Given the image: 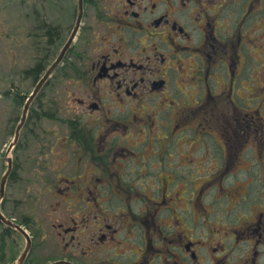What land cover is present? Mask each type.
<instances>
[{"label": "flooded vegetation", "instance_id": "flooded-vegetation-1", "mask_svg": "<svg viewBox=\"0 0 264 264\" xmlns=\"http://www.w3.org/2000/svg\"><path fill=\"white\" fill-rule=\"evenodd\" d=\"M13 21V128L60 59L23 131L61 130L28 131L6 187L33 218L1 205L29 264H264V195L247 199L264 83L244 85L264 74V0H18ZM223 206L242 211L216 225ZM19 235L0 219L1 260Z\"/></svg>", "mask_w": 264, "mask_h": 264}, {"label": "rangeland", "instance_id": "rangeland-1", "mask_svg": "<svg viewBox=\"0 0 264 264\" xmlns=\"http://www.w3.org/2000/svg\"><path fill=\"white\" fill-rule=\"evenodd\" d=\"M31 2V0H19V2ZM18 0H0V185H1V180L3 174L7 170V163L5 162L6 158V153L9 148L10 143L12 142L15 131H16V125L15 128H13L12 124L9 123L10 117L12 115V112L15 110L16 106H13V103L10 99H5L2 101L1 99V93H7L8 91H12V84L15 78V72H14V51H13V43H12V37H13V10H14V4H16ZM28 67V65H27ZM250 77L246 75V81L244 83L245 87H247V94L251 95V97L254 98V95H256V92L254 93L253 89L256 88V78H258V81L260 85L264 83V74L260 73L258 75H253L252 78L254 80H250ZM257 102L254 101L253 104H256ZM262 107V104L261 106ZM23 110L20 111L22 113ZM261 113L264 115V107L263 111ZM35 123V122H33ZM33 125V124H32ZM30 126L28 124L27 126V131H23L20 142L15 150L13 151L10 156L13 157L14 161L16 162V159H18L21 156V159L23 158V153L22 151L25 149V146L27 144L28 147H30V150L34 149L33 142L34 140L30 137H28L27 133L30 129L35 128L36 132L44 131V129H57V131L61 130L60 126L57 127L58 124H56L54 121L52 123H46L42 122V120L36 122L34 127ZM260 127L264 128L263 125ZM263 143V144H260ZM258 142V149L264 148V142L260 140ZM198 150L202 153L205 150V145L201 142L198 141ZM215 155V154H214ZM251 153H249L246 157L248 159H251ZM20 163V159L18 160ZM22 162V161H21ZM263 163L264 164V157L261 160L258 155H256V161L249 160V163H255L256 165L258 163ZM23 171L20 172L22 174ZM25 180H27L28 175H23ZM250 180H253V178H250ZM259 181L256 182V178L254 179V183L252 184V189H251V195L247 196V199H249L251 202H253V197H256V195H264V187L263 186H258ZM10 189V190H9ZM6 194V202H8V205L10 202L18 201L19 206L17 210L15 211V215L21 220H31L33 217L31 215V207L30 203L25 202V199L27 195H29L28 192H24V186L21 185V188L19 190L13 191V187L9 188ZM217 194L216 188L214 189L213 199L215 198ZM220 194V193H219ZM208 196V201L209 198L211 199V196ZM28 200V199H27ZM31 202V201H30ZM226 207H220L219 211H221L222 214L214 215L212 218L214 220V223L216 225H223L222 222L216 223V217H219L222 221L224 220H229L228 216L231 215L230 217L233 216V218L236 217L237 214H239L242 209L240 207L236 208L235 210L233 209L232 211H228L225 209ZM227 209H230L227 207ZM41 215V214H40ZM43 216V215H42ZM15 243L11 244L9 249V252H5L6 258L4 260L0 259V264H12L15 262L19 256L22 254L25 245H26V240L22 236H17L15 237ZM39 255L42 254L39 252ZM2 261H5L2 263Z\"/></svg>", "mask_w": 264, "mask_h": 264}, {"label": "water", "instance_id": "water-1", "mask_svg": "<svg viewBox=\"0 0 264 264\" xmlns=\"http://www.w3.org/2000/svg\"><path fill=\"white\" fill-rule=\"evenodd\" d=\"M59 62V61H58ZM58 63H56V65L50 70V72L45 76V78L41 81V83L39 84L38 88L36 89V91L32 94V96L30 97L27 105H26V108H25V113H24V117L22 119V124L19 126L18 128V131H17V136H16V140L15 142H17L18 138H19V135H20V130L26 120V114H27V111H28V108L30 106V104L32 103V101L35 99V97L37 96L40 88L42 87V85L46 82V80L49 78L50 74L52 73V71L54 70V68L57 66ZM15 143H13L9 150H8V154H10L12 148L14 147ZM7 162H8V171L2 181V187H1V194H0V206H1V202L4 198V195H5V187H6V183H7V180H8V177L9 175L11 174L12 172V168H13V161L11 158L7 157ZM0 219L2 220H5L6 219L3 217L2 213H1V207H0ZM6 223L10 224L11 226H13L16 230H18L23 236L26 237L27 241H28V244H27V247L23 253V255L21 256V258L19 259V261L15 264H23L24 261L26 260L30 250H31V247H32V240L30 238V236L28 235V233L20 226L18 225H15L13 223H11L10 221H6ZM54 264H68V263H64V262H58V263H54Z\"/></svg>", "mask_w": 264, "mask_h": 264}]
</instances>
